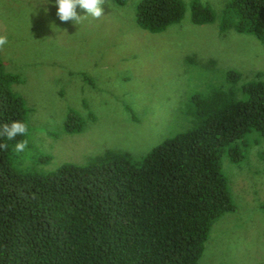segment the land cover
I'll return each mask as SVG.
<instances>
[{"label": "rangeland", "instance_id": "rangeland-1", "mask_svg": "<svg viewBox=\"0 0 264 264\" xmlns=\"http://www.w3.org/2000/svg\"><path fill=\"white\" fill-rule=\"evenodd\" d=\"M182 1L183 18L151 32L136 22L139 0H105L99 19L77 6V24L58 18L55 0H0V35L8 39L0 60L22 77L12 89L26 107L30 133L13 167L44 173L108 151L140 160L192 126L198 62L264 79V43L234 28L220 31L229 0H199L216 14L203 24L191 20L193 0ZM72 111L79 132L65 130ZM239 147L237 161L221 155L234 210L213 222L199 264H264V137H247Z\"/></svg>", "mask_w": 264, "mask_h": 264}, {"label": "trees", "instance_id": "trees-1", "mask_svg": "<svg viewBox=\"0 0 264 264\" xmlns=\"http://www.w3.org/2000/svg\"><path fill=\"white\" fill-rule=\"evenodd\" d=\"M192 2L193 23L215 20L208 4ZM184 13L182 0H139L135 16L142 29L160 32ZM220 18L221 32L234 28L264 43V0H229ZM192 71L200 88L191 98L192 126L138 161L108 151L49 172L16 170L12 149L26 136L0 137L9 145L0 150V264H199L213 222L234 210L222 153L237 161L247 137H264V79L206 61ZM21 81L0 60V126L26 123L12 89ZM81 125L69 112L65 130Z\"/></svg>", "mask_w": 264, "mask_h": 264}, {"label": "clouds", "instance_id": "clouds-1", "mask_svg": "<svg viewBox=\"0 0 264 264\" xmlns=\"http://www.w3.org/2000/svg\"><path fill=\"white\" fill-rule=\"evenodd\" d=\"M105 3V0H55L57 5V16L61 21H72L78 23L81 15L77 14L76 8L79 6L84 9L86 15L91 16L94 19H99L104 15L101 5ZM47 11V9H45ZM8 44L6 35H0V49H3ZM30 135L28 125L21 120H12L11 122L4 123L0 126V137H5L7 140H15L17 137H25ZM28 147V140H18L13 151L16 154L23 153ZM9 145L7 143H0V150H8Z\"/></svg>", "mask_w": 264, "mask_h": 264}]
</instances>
